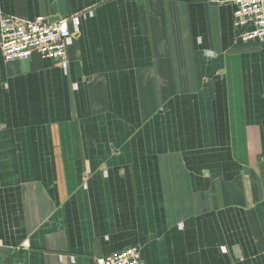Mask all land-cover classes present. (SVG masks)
Wrapping results in <instances>:
<instances>
[{"label": "crops", "instance_id": "0c3cea01", "mask_svg": "<svg viewBox=\"0 0 264 264\" xmlns=\"http://www.w3.org/2000/svg\"><path fill=\"white\" fill-rule=\"evenodd\" d=\"M76 14L66 71L0 52V264H264V43L208 0H0Z\"/></svg>", "mask_w": 264, "mask_h": 264}, {"label": "built area", "instance_id": "2783aa9c", "mask_svg": "<svg viewBox=\"0 0 264 264\" xmlns=\"http://www.w3.org/2000/svg\"><path fill=\"white\" fill-rule=\"evenodd\" d=\"M227 5L232 11V25L241 41L264 43V0H208ZM79 15L44 22L42 17L22 19L0 16V52L4 61L26 60L37 53L53 61L64 71L68 67L67 46L71 43ZM72 27H71V25ZM95 264H142L136 246L114 250L96 260Z\"/></svg>", "mask_w": 264, "mask_h": 264}, {"label": "water", "instance_id": "95a60500", "mask_svg": "<svg viewBox=\"0 0 264 264\" xmlns=\"http://www.w3.org/2000/svg\"><path fill=\"white\" fill-rule=\"evenodd\" d=\"M58 19H59V16H53V17H49L47 19H44V22L50 23V22H54Z\"/></svg>", "mask_w": 264, "mask_h": 264}]
</instances>
